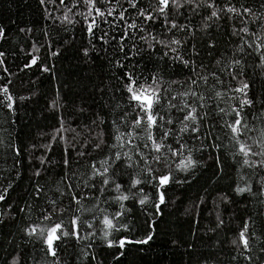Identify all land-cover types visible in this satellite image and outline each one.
Here are the masks:
<instances>
[{
	"label": "snow or ice",
	"instance_id": "snow-or-ice-1",
	"mask_svg": "<svg viewBox=\"0 0 264 264\" xmlns=\"http://www.w3.org/2000/svg\"><path fill=\"white\" fill-rule=\"evenodd\" d=\"M38 4L46 21L81 25L87 43L78 51L85 62L102 59L112 100L93 114L84 133L72 128L65 114L70 106L80 113L86 109L70 104L57 90L48 105L57 125L46 134L48 140L41 145L45 151L35 156L36 145L24 147L11 141L5 145L14 157L17 177L23 175L17 169L28 153L31 190L25 189L23 206L8 208L27 220L20 229L25 244L41 245L45 255L36 264H60L58 250L72 241L81 246L83 256H89L84 248L94 247L98 232L103 247L120 250L113 256L117 260L126 245L147 244L152 231L143 238L131 235L133 211L138 210L152 229L167 203L168 189L191 183L208 160L215 176L223 177L225 167L238 176L227 191H218L214 207L231 204L234 198L264 206V96L257 107L255 76L248 75L249 69L253 73L259 69L264 89V0L258 4L256 0H38ZM221 29L235 45L223 68L215 37ZM5 35L0 27V38ZM205 49L211 58L208 63ZM36 64L33 55L24 67ZM5 65L0 59V70L9 74ZM40 70L52 71L46 66ZM8 83L0 85V110L15 116L17 101L25 97H15ZM106 91L101 90L102 97ZM77 136L83 139L78 141ZM54 145H63L56 161L48 155ZM85 158V170L78 171L73 165ZM54 168L60 171L54 173ZM244 169L252 173L247 180ZM44 177L51 196L40 182ZM11 189L13 184L8 183L0 191V202H7ZM110 208L114 210L109 212ZM10 218H15L13 213L0 218V226L7 227ZM223 224L218 214L215 227L208 231ZM230 245L236 264H264V210L242 220ZM89 259L95 264L97 257ZM5 264L20 261L12 256Z\"/></svg>",
	"mask_w": 264,
	"mask_h": 264
},
{
	"label": "trees",
	"instance_id": "trees-1",
	"mask_svg": "<svg viewBox=\"0 0 264 264\" xmlns=\"http://www.w3.org/2000/svg\"><path fill=\"white\" fill-rule=\"evenodd\" d=\"M43 17L44 10L38 0H0V27L6 30V35L0 38V51L5 56L0 59L6 61L5 66L9 70V74L0 70V85L10 81L8 86L11 93L15 97H25L23 101H17V115L12 116L0 110V140L4 141L0 145V191L8 183L13 184L11 195L6 197L7 202H0V218L9 213H13L15 217L8 220L7 227L0 226V264L10 261L12 256L18 257L20 264H36L45 255L40 251L41 245L25 244V237L20 229L26 226L27 220L23 213L8 208L9 204L18 208L25 203V189L30 184L28 153H24L22 168L17 169L23 175L17 177L13 170L14 157L5 145L9 141L24 147L36 145L35 156H40L45 151L41 145L48 140L46 134L57 125L48 109L57 90L70 104L75 102L86 109L84 113H80L70 106L65 114L71 127L84 133L87 132L84 125L90 123L93 114L103 111L106 102L112 100V85L107 79L102 59L95 58L85 62L78 51L87 43L81 25H63L58 21H46ZM21 28L31 31L21 32ZM45 32L48 33L47 37ZM215 37L219 42L216 55L222 57L223 68L234 55L235 45L230 43L228 33L223 29L216 32ZM196 43L199 47V36ZM52 52L59 54L52 56ZM33 55L37 57V64L25 68L24 65L30 62ZM210 59L205 49L204 61L208 63ZM40 66H46L52 71L42 72ZM209 66L214 68V61ZM258 72L259 69L256 73L249 69L248 73L249 77L255 76L253 92L258 98L257 107L259 98L264 96ZM104 88L108 91L102 97L101 90ZM9 121L15 123L10 125ZM67 135L70 139L72 134ZM82 139V136H77L78 141ZM62 152L63 145H54L48 155L56 161ZM72 155L75 156V153ZM85 161L86 158L79 165L73 166L82 172L85 170ZM52 171L56 173L60 169L54 168ZM242 174H245V180L252 175L248 169L242 170ZM47 179L44 177L40 182L45 184V190L51 196L52 192L45 183ZM191 179V183L173 185L168 189L167 203L161 206V215L154 218L152 229L146 227L145 217L138 210L133 211L129 223L135 225V230L131 235L143 238L148 231H152L153 238L147 244L126 245L124 255L117 260L113 256L120 250L103 247L98 232L94 247L84 248L89 253L87 257L82 255L81 246L74 241L61 245L58 250L60 264H92L89 259L92 255L97 257L95 264H100L101 261L103 264H236L231 259L235 253L230 240L242 225V220L247 219L249 214L255 216L258 210H264V206L259 205L256 200L245 203L240 198H234L231 204L222 205L219 209L214 207L218 191H227L229 185L238 179L236 172L230 167H225L223 177H217L214 175L213 162L208 160ZM51 187L54 188L55 185ZM40 204H43V200ZM197 204L199 206L194 207ZM113 210L114 208H110L109 212ZM218 214L224 218L223 226L215 232L208 231L215 227ZM32 219L36 220L35 214ZM189 245L193 247L189 248Z\"/></svg>",
	"mask_w": 264,
	"mask_h": 264
}]
</instances>
